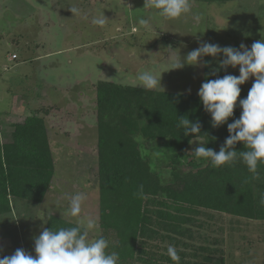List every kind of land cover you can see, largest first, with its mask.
I'll list each match as a JSON object with an SVG mask.
<instances>
[{
	"label": "rangeland",
	"instance_id": "374dc122",
	"mask_svg": "<svg viewBox=\"0 0 264 264\" xmlns=\"http://www.w3.org/2000/svg\"><path fill=\"white\" fill-rule=\"evenodd\" d=\"M191 3L190 13L167 19L159 10L145 8L144 0H0V140L9 141L15 123L39 112L54 162V176L41 203L28 204V209L12 203L11 212L0 216L3 257L17 248L36 255L34 240L47 222L41 216L52 212L76 225L78 217L68 213V197L76 193L86 196L81 217L98 222L97 80L133 85L140 72L159 73L201 42L237 49L243 43L250 49L254 41L264 40V0ZM101 12L107 17L104 26L92 22ZM142 19L148 23L141 24ZM224 58L222 53L206 55V65L163 71L161 85L164 91L196 94L205 66L210 73L222 71V77L238 76L239 65L220 67ZM253 82L250 77L239 86L241 91L248 93ZM201 142L203 138L192 139L187 151L195 155ZM142 146L143 154L160 168L157 149ZM207 224L204 231L192 229L194 243L203 242L197 233L218 238L222 264H264V220L214 213ZM96 237V230L89 232V239Z\"/></svg>",
	"mask_w": 264,
	"mask_h": 264
},
{
	"label": "trees",
	"instance_id": "16d2710c",
	"mask_svg": "<svg viewBox=\"0 0 264 264\" xmlns=\"http://www.w3.org/2000/svg\"><path fill=\"white\" fill-rule=\"evenodd\" d=\"M207 68L203 82L222 78V71L211 74ZM246 96L241 91L233 116L212 127L197 93L96 81L98 225L109 241L108 251L119 254L118 264H176L167 255L169 245L176 247L179 264H222L220 240L197 233L203 242L196 245L192 229L209 228L214 213L264 220V164H258L259 177L253 179L242 159L213 167L209 159L187 151L192 139L203 138L206 148L218 152L229 135L227 124L240 117L239 100ZM38 113L15 123L9 141L0 140V216L11 212L12 203L27 209L40 204L54 176L44 117ZM182 116L199 121L200 133L185 136L179 126ZM146 143L157 149L160 168L143 154ZM235 150L246 148L237 142ZM74 226L52 215L45 227Z\"/></svg>",
	"mask_w": 264,
	"mask_h": 264
},
{
	"label": "clouds",
	"instance_id": "9594fccd",
	"mask_svg": "<svg viewBox=\"0 0 264 264\" xmlns=\"http://www.w3.org/2000/svg\"><path fill=\"white\" fill-rule=\"evenodd\" d=\"M144 7L159 10V14L167 19H179L191 12V0H144ZM72 13H78V9L70 8ZM87 19V16L84 17ZM94 24L104 26L107 17L101 12L99 17L93 18ZM141 24H147V20H141ZM225 57L220 61L221 68L239 65V75H224L222 78L210 79L203 82L198 90V96L202 101L204 110L211 114L212 127H219L226 123L234 114L240 96V85L250 77L254 82L249 89L246 98L239 100L242 112L238 119L227 124L229 135L226 137L219 151L206 148L204 142L194 148L196 157L207 158L213 167L231 165L238 158L242 159L252 178L259 177L258 164H264V40H256L250 49L243 43L239 49L232 46L220 47L217 44L201 42L200 46L187 53L181 59L178 54L172 59L169 69H180L185 64L201 66L207 64L203 57L208 55L216 57L218 54ZM161 71V72H163ZM161 72L142 71L136 78L133 87H142L145 90H159L164 92L161 85ZM215 74V70L213 73ZM179 126L184 128V135L199 134L201 124L199 121H190L187 116L179 117ZM237 142H242L246 148L244 151L235 150ZM142 187V186H141ZM86 199L83 193H76L68 197V213L78 217L76 226L70 228H43L34 240L35 256L23 248H17L10 256L0 258V264H118L119 254L108 251L109 241L99 235V226L95 218L81 217L82 205ZM264 204V199L261 200ZM39 217L42 221L50 219ZM96 230L97 237L89 239V232ZM167 255L176 264H179L180 256L174 245L167 247Z\"/></svg>",
	"mask_w": 264,
	"mask_h": 264
},
{
	"label": "crops",
	"instance_id": "0c3cea01",
	"mask_svg": "<svg viewBox=\"0 0 264 264\" xmlns=\"http://www.w3.org/2000/svg\"><path fill=\"white\" fill-rule=\"evenodd\" d=\"M50 54V52L48 53V54H46V55H49ZM46 55H44V56H46ZM16 100H18L17 98H16ZM20 100V99H19ZM16 102H18V101H16ZM13 106V105H12ZM22 116H25V114H19L18 115V117L20 118V117H22Z\"/></svg>",
	"mask_w": 264,
	"mask_h": 264
},
{
	"label": "built area",
	"instance_id": "2783aa9c",
	"mask_svg": "<svg viewBox=\"0 0 264 264\" xmlns=\"http://www.w3.org/2000/svg\"><path fill=\"white\" fill-rule=\"evenodd\" d=\"M15 57H16L15 55L12 56V58H15Z\"/></svg>",
	"mask_w": 264,
	"mask_h": 264
}]
</instances>
